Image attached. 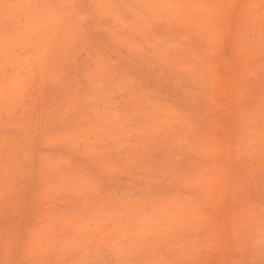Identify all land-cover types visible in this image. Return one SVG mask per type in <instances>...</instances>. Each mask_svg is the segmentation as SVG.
<instances>
[{
  "label": "rangeland",
  "instance_id": "374dc122",
  "mask_svg": "<svg viewBox=\"0 0 264 264\" xmlns=\"http://www.w3.org/2000/svg\"><path fill=\"white\" fill-rule=\"evenodd\" d=\"M0 20V264H264V0Z\"/></svg>",
  "mask_w": 264,
  "mask_h": 264
},
{
  "label": "bare ground",
  "instance_id": "6f19581e",
  "mask_svg": "<svg viewBox=\"0 0 264 264\" xmlns=\"http://www.w3.org/2000/svg\"><path fill=\"white\" fill-rule=\"evenodd\" d=\"M3 16H4V15H3ZM4 19H5V18H4ZM0 21H1V20H0ZM4 21H6V20H4ZM4 21H3V22H4ZM10 21H11V20H10ZM10 21L8 20L7 22H10ZM11 22H12V21H11ZM7 24H8V23H7ZM10 25H11V23H10ZM6 28H7V26H6ZM24 29H25V28H24ZM35 29H36V27H35ZM20 33H21V32H20ZM2 35H3V34H2ZM3 36H4V35H3ZM21 36H22V35H21ZM3 38H4V37H3ZM1 39H2V37H1ZM7 39H8V38H7ZM18 39H19V37H18ZM23 39H24V38H23ZM25 39H26V38H25ZM29 40H30V39H29ZM0 41H1V40H0ZM12 41H13V40H12ZM4 42H5V41H3V43H4ZM25 42H26V41H25ZM28 42H29V41H28ZM1 43H2V41H1ZM11 43H12V42H11ZM17 43H19V42H17ZM17 43H16V44H17ZM21 43H22V41H21ZM5 44L7 45L6 42H5ZM9 44H10V43H9ZM9 44H8V45H9ZM14 44H15V43H14ZM8 45H7V46H8ZM10 46H11V45H10ZM12 46H13V45H12ZM5 51H7V50H5ZM11 51H12V49H11ZM4 55H5V53H4ZM6 55H7V54H6ZM8 58H9V57H8ZM178 68H179V67H178ZM153 71H154V69H153ZM135 84H136V83H134L133 85H135ZM116 85H117V84H116ZM133 87H134V86H133ZM133 87H132V88H133ZM135 87H136V86H135ZM130 88H131V87H130ZM136 88H138V87H136ZM142 88H143V87H142ZM119 89H120V88H119ZM139 89H140V88H139ZM137 90H138V89H136V90H134V91L137 92ZM144 90H145V89H144ZM130 92H131V91H130ZM140 92H142L141 89L138 91V93H140ZM138 93H137V94H138ZM125 94H126V93H125ZM134 94H136V93H134ZM141 94H142V93H141ZM131 96H132V95H131ZM136 96H137V95H136ZM121 97L123 98V96H121ZM137 97H138V98L141 97L140 94H139V96H137ZM142 97H143V96H142ZM128 98H129V97H128ZM124 99H125V98H124ZM122 101H123V100H122ZM132 101H133V100H132ZM121 103H122V102H121ZM55 106H57V105L55 104ZM9 107H10V106H9ZM6 108H7V107H6ZM4 109H5V105H4ZM10 109H11V108H10ZM7 110H9V109H7ZM7 110H6V112H7ZM12 110H13V109H12ZM14 110H15V108H14ZM12 112H13V111H12ZM12 112H11V113H12ZM9 113H10V110H9ZM12 114H13V113H12ZM145 115H146V114H145ZM150 115H151V114H150ZM152 116H153V115H152ZM156 117H157V116H156ZM153 118H154V117H153ZM255 119H256V118H255ZM14 142H15V141H14ZM18 142H19V141H18ZM18 142H17V143H18ZM18 144H19V143H18ZM15 145H16V144H15ZM12 146H13V144H12ZM18 146H19V145H17V148H18ZM20 146L22 147V145H20ZM14 147H16V146H14ZM23 147H24V146H23ZM17 148H16V149H17ZM13 149H14V148H13ZM23 149H24V148H23ZM17 150H18V149H17ZM15 151H16V150H15ZM18 151H19V150H18ZM22 151H23V150H22ZM19 152H20V151H19ZM11 153H12V152H11ZM16 153H17V152H16ZM22 153H23V152H22ZM22 153H21V154H22ZM9 154H10V153H8V155H9ZM25 154H26V153H25ZM25 154H24V156H25ZM8 155L6 154V156H8ZM13 155H14V154H13ZM17 155H18V154H17ZM19 157H20V156H19ZM28 157H29V156H28ZM0 158H1V157H0ZM12 158H13V157H12ZM15 158H16V157H15ZM5 159H7V158H5ZM8 159H10V158H8ZM18 159H20V158H18ZM25 159H26V158H25ZM6 162L8 163V161H6ZM6 162H5V163H6ZM10 162H12V160H11ZM14 162H17V161L14 160ZM14 162H13V163H14ZM7 163H6V164H7ZM13 163H11V164H13ZM18 163H19V161H18ZM14 164H15V163H14ZM11 168H12V167H11ZM4 169H5V168H4ZM15 169H16V168H15ZM17 169H18V168H17ZM10 170H11V169H10ZM14 171H15V170H14ZM17 171H18V170H17ZM25 172H26V171H25ZM25 172H24V173H25ZM16 173H17V172H16ZM20 173H21V172H20ZM24 173H23V174H24ZM28 173H29V172H28ZM6 175H7V174H6ZM16 175H17V174H16ZM24 175H25V174H24ZM26 175H27V173H26ZM27 176H28V175H27ZM4 177H5V176H4ZM13 177H14V176H13ZM15 177H16V176H15ZM20 177H21V176H20ZM20 177H19V178H20ZM5 178L7 179V177H5ZM11 178H12V177H11ZM28 178H29V177H28ZM17 179H18V178H17ZM24 180H25V179H24ZM19 181H20V179H19ZM21 181H22V180H21ZM21 181H20V182H21ZM5 182H6V180H5ZM5 182H4V183H5ZM13 182H15V181H13ZM25 182H26V181H25ZM16 183H17V182H16ZM12 184H13V183H12ZM18 184H19V183H18ZM260 184H261V183H260ZM263 184H264V181H263ZM16 186H17V185H16ZM259 186H260V185H259ZM13 187H14V186H13ZM14 188H15V187H14ZM6 189H7V188H6ZM10 191H11V190H10ZM129 199H130V196H129ZM15 201H16V199H15ZM2 202H3V201H2ZM18 204H19V203H18ZM2 208H3V207H2ZM6 208H7V207H6ZM0 209H1V208H0ZM4 213H5V211H4ZM8 213H9V212H8ZM257 217H258V216H257ZM260 219H264V218H260ZM257 220H259V217H258ZM254 221L257 222L256 220H254ZM263 221H264V220H263ZM263 221H261V223H263ZM257 223H258V222H257ZM263 224H264V223H263ZM257 225H258V224H257ZM259 225H260V224H259ZM253 229H254V228H252V230H253ZM252 230H251V231H252ZM261 230H262V228L259 229V232H260ZM223 231H224V230H223ZM259 232H257V234H258ZM255 233H256V232H255V230H254V235H253V232H252V235L255 236ZM263 233H264V230H263ZM261 234H262V233H261ZM257 237H259V236L257 235ZM254 238H255V237H254ZM263 238H264V237H263ZM263 238H262V239H263ZM255 241L257 242V239H256V238H255ZM263 241H264V240H263ZM256 246H257V245H256ZM262 246H263V245H262ZM260 247H261V246H260ZM258 248H259V247H258ZM117 250H118V249H117ZM120 251H121V249L119 248V252H120ZM257 251H258V250H257ZM110 252H111V251H110ZM119 252L117 251L116 253L118 254ZM121 252H122V251H121ZM259 252H260V251H259ZM262 252H264V251H262ZM262 252H261V253H262ZM112 253H113V251H112ZM95 254H96V253H95ZM99 254H100V253H99ZM109 254H110V253H109ZM109 254H108V255H109ZM122 254H123V253H122ZM122 254L120 253V255H122ZM118 255H119V254H118ZM120 255H119V256H120ZM99 256H100V255H99ZM103 256H104V255H103ZM103 256H101V258H102ZM263 256H264V255H263ZM97 257H98V256L96 255V258H97ZM125 257H126V256H125ZM94 258H95V255H94ZM103 258H104V257H103ZM106 258H107V257H106ZM109 259H110V258H109ZM258 259H259V258H258ZM262 260H263V259H262ZM96 261H97V260H96ZM98 261H99V260H98ZM98 261H97L96 264H100V261H99V262H98ZM102 261H103V263L105 262V260H103V259H102ZM129 261L131 262V260H129ZM125 262H126V261L124 260V263H125ZM261 262H262V261H261ZM263 262H264V261H263ZM121 263H122V262H121ZM101 264H102V262H101ZM106 264H107V263H106ZM128 264H129V262H128Z\"/></svg>",
  "mask_w": 264,
  "mask_h": 264
}]
</instances>
